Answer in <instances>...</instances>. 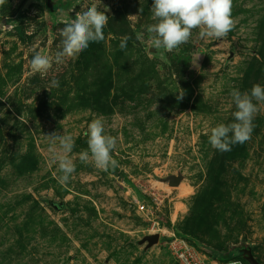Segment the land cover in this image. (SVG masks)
<instances>
[{
  "label": "rangeland",
  "instance_id": "1",
  "mask_svg": "<svg viewBox=\"0 0 264 264\" xmlns=\"http://www.w3.org/2000/svg\"><path fill=\"white\" fill-rule=\"evenodd\" d=\"M60 1L63 19L47 0L0 3V264H177L173 236L217 259L251 246L264 264V107L245 143L223 153L209 143L234 121L230 92L264 86V0H233L227 37L194 29L172 52L151 51L153 0ZM93 3L109 17L104 39L55 63L65 22ZM36 52L53 60L46 74L30 69ZM96 118L117 138L115 169L78 158ZM63 129L75 142L66 184L47 137ZM153 233L157 244L139 243Z\"/></svg>",
  "mask_w": 264,
  "mask_h": 264
},
{
  "label": "clouds",
  "instance_id": "2",
  "mask_svg": "<svg viewBox=\"0 0 264 264\" xmlns=\"http://www.w3.org/2000/svg\"><path fill=\"white\" fill-rule=\"evenodd\" d=\"M0 3H3V0H0ZM232 8L233 0H153L151 12L155 23L146 28L149 42L156 50L172 52L189 42L194 29L199 30L201 39L222 41L235 27ZM59 15L63 19L62 9ZM108 18L105 11L98 10L97 5L93 3L83 12L76 13L70 22H65L61 30V48L54 57L55 63L62 64L66 58H75L86 50L91 42L102 41ZM128 39L129 37H124L120 43L122 50L126 48ZM136 39H144L143 33H137ZM52 63L53 60L48 56L36 52L31 59L30 69L33 73L43 75L50 70ZM51 86L58 88L59 81L53 79ZM230 96L236 109L232 114L234 121L218 124L211 129L209 136L211 146L222 153L231 151L233 145L243 144L251 138L253 120L264 107V86L254 84L250 91L245 92L233 89ZM177 98L182 99V94ZM85 135L88 148L78 154L81 163H92L102 171L118 167V162L111 154L117 146V138L106 134L102 119H93ZM47 137L48 151L60 172L58 182L66 184L76 170L70 155L75 146L74 138L67 129H63V134L57 131Z\"/></svg>",
  "mask_w": 264,
  "mask_h": 264
},
{
  "label": "built area",
  "instance_id": "3",
  "mask_svg": "<svg viewBox=\"0 0 264 264\" xmlns=\"http://www.w3.org/2000/svg\"><path fill=\"white\" fill-rule=\"evenodd\" d=\"M141 210L146 208L145 204H139ZM169 250L177 264H246L241 259L220 260L211 257L207 252L195 247L192 243L182 237L173 236L168 241Z\"/></svg>",
  "mask_w": 264,
  "mask_h": 264
},
{
  "label": "water",
  "instance_id": "4",
  "mask_svg": "<svg viewBox=\"0 0 264 264\" xmlns=\"http://www.w3.org/2000/svg\"><path fill=\"white\" fill-rule=\"evenodd\" d=\"M47 5L52 8H62L64 6L63 2L60 0H47ZM155 48H151V51H154ZM185 178L184 174L182 172H178V174H172L168 178L165 179V181L168 183V185L177 186L180 185L182 180ZM160 241V234L159 233H153L145 235L141 240H139L140 244L147 243L146 248L152 247L153 245L157 244ZM244 252V258L249 262V264H263L252 252V249L250 247H247L243 250Z\"/></svg>",
  "mask_w": 264,
  "mask_h": 264
},
{
  "label": "trees",
  "instance_id": "5",
  "mask_svg": "<svg viewBox=\"0 0 264 264\" xmlns=\"http://www.w3.org/2000/svg\"><path fill=\"white\" fill-rule=\"evenodd\" d=\"M104 31L106 30L105 28L103 29ZM49 204H51L53 207H60L62 205V203H57V202H54L52 200H49L48 201ZM248 247H251V246H248ZM202 250V249H201ZM220 250V249H219ZM205 252H207L211 257H214L216 258V249L214 250H203ZM232 259H241L243 260L246 264H249V262L243 257V258H232ZM220 260H230V259H220Z\"/></svg>",
  "mask_w": 264,
  "mask_h": 264
},
{
  "label": "flooded vegetation",
  "instance_id": "6",
  "mask_svg": "<svg viewBox=\"0 0 264 264\" xmlns=\"http://www.w3.org/2000/svg\"><path fill=\"white\" fill-rule=\"evenodd\" d=\"M63 8V7H62ZM52 11H55V12H59L61 10V8H56V7H52L50 8ZM246 247H244L245 249ZM244 256V255H243Z\"/></svg>",
  "mask_w": 264,
  "mask_h": 264
}]
</instances>
